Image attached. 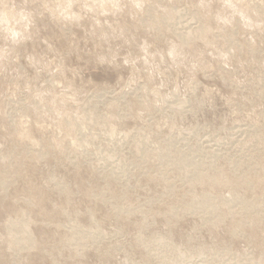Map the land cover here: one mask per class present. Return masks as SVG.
<instances>
[{"label": "rangeland", "instance_id": "1", "mask_svg": "<svg viewBox=\"0 0 264 264\" xmlns=\"http://www.w3.org/2000/svg\"><path fill=\"white\" fill-rule=\"evenodd\" d=\"M0 13V264H264V0Z\"/></svg>", "mask_w": 264, "mask_h": 264}, {"label": "bare ground", "instance_id": "2", "mask_svg": "<svg viewBox=\"0 0 264 264\" xmlns=\"http://www.w3.org/2000/svg\"><path fill=\"white\" fill-rule=\"evenodd\" d=\"M4 11L6 12V10H4ZM7 15L8 14H6V16ZM5 19H6V17H5ZM174 33H176L177 36L179 37V39H181L185 44H188V43L191 42V39H194V38L204 39L205 36H206V34H207V29H201L199 27V28L193 29L192 31H187V32L184 29H181L179 32L177 31V32H174ZM23 134L25 136H27L26 133H23ZM24 135H22V136H24ZM172 151H177V150L175 148H172L169 151V153L167 154V157L168 156H171L173 154V153H171ZM167 157H166V159H167ZM197 163L198 162H196L195 160L188 159V158H183V159L180 160V164L183 167H187V165H194V164H197ZM212 177H214L213 178L214 180H222L223 179V177L221 176V174H219V175H212ZM239 198L242 199L243 197H239ZM233 200H235V199H233ZM208 203L211 204V202H210L209 199L203 205V207L207 211H209V205H208ZM241 207L246 210L247 214H250L254 210V204L252 202H245L244 200H241ZM19 214L21 216L23 215L22 212H19ZM6 228H7V231H8L9 234L16 235V238L18 239V242H21V241H29L30 239L32 240L31 232H30V229H29V227L27 225V220H25V219H23V220H11L10 219L8 221V224L6 225ZM158 244L159 243H157V246L156 247H153V248H154L155 251L160 252L159 247H158ZM18 245L22 248V247H28L30 244H27V243H19ZM172 264H182V263H179L178 261H174V262H172ZM183 264H189V263H187L186 261H184Z\"/></svg>", "mask_w": 264, "mask_h": 264}]
</instances>
